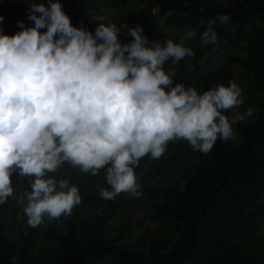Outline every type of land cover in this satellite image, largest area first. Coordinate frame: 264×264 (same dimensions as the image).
Here are the masks:
<instances>
[{
  "label": "trees",
  "instance_id": "obj_1",
  "mask_svg": "<svg viewBox=\"0 0 264 264\" xmlns=\"http://www.w3.org/2000/svg\"><path fill=\"white\" fill-rule=\"evenodd\" d=\"M111 1L0 0L59 118L45 164L0 150V264H264V0Z\"/></svg>",
  "mask_w": 264,
  "mask_h": 264
},
{
  "label": "clouds",
  "instance_id": "obj_2",
  "mask_svg": "<svg viewBox=\"0 0 264 264\" xmlns=\"http://www.w3.org/2000/svg\"><path fill=\"white\" fill-rule=\"evenodd\" d=\"M6 58L7 52H0V63ZM16 68L0 67V150L17 151L22 159L35 155L45 164L55 150L52 121L59 119L57 106L41 88L29 89L32 79Z\"/></svg>",
  "mask_w": 264,
  "mask_h": 264
},
{
  "label": "rangeland",
  "instance_id": "obj_3",
  "mask_svg": "<svg viewBox=\"0 0 264 264\" xmlns=\"http://www.w3.org/2000/svg\"><path fill=\"white\" fill-rule=\"evenodd\" d=\"M132 3H135V0H126V2L124 3V7L122 8H118V5L119 3L115 2V1H111L108 3V7H106L102 12H101V15H108V16H117L119 15L120 17L126 19V18H130L131 16V10L132 8L130 7V5ZM110 5V6H109ZM87 12L89 13V11H91V9H86ZM118 10H119V14H118ZM132 19L130 18V21ZM173 34L174 35H178L176 33H172L171 36L173 37ZM180 36L176 39V43L178 44V52L180 54H183V52H186L185 50V36H184V33L181 32L179 34ZM165 44L167 45V42H165ZM238 80L235 78L234 81H233V84L230 88V96L228 98V107H229V110H230V113H232V115L235 114L234 118H231L230 116V124H229V127L227 128V130L225 131V133L223 134V139L224 140H228L230 145L231 146H236L239 142V135H238V132L236 130V125L238 123H242V119L246 118V110H245V107H243L242 109H240V107L242 105H246V103L248 102V96L246 95L245 98H244V101L241 100L240 96H239V92H238V88H239V83L237 82ZM244 105V106H245ZM240 109L238 112L237 110ZM237 112V113H236ZM57 175V173L55 174ZM55 181H57V178H53L47 182V183H44L43 184V187L44 189H51V190H55L58 191L57 188H55L54 184H55ZM43 191V189H42ZM23 194V193H22ZM35 195H37L36 197L38 198V200L40 201V199L42 200L43 199V195L42 194H36L34 193ZM59 194V193H58ZM13 197V194L11 195L10 194V197ZM20 196V195H19ZM29 197V196H27ZM30 198H33V196H31ZM19 214V211H16V215L18 216ZM28 221V219H26ZM45 229H46V226H43ZM11 231L14 230V228L10 229ZM10 231V232H11Z\"/></svg>",
  "mask_w": 264,
  "mask_h": 264
}]
</instances>
